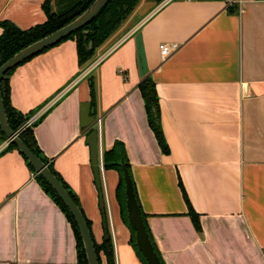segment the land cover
<instances>
[{
	"label": "crops",
	"instance_id": "crops-1",
	"mask_svg": "<svg viewBox=\"0 0 264 264\" xmlns=\"http://www.w3.org/2000/svg\"><path fill=\"white\" fill-rule=\"evenodd\" d=\"M45 1L0 0V21L22 30L41 25ZM138 33L167 154L139 90ZM162 44L179 45L166 62ZM10 88L17 111L34 121L44 115L34 127L38 146L77 197L96 242L108 232L115 264H142L116 199L120 173L104 166L117 141L165 264H264V0H141L87 64L80 67L76 41L68 40L18 67ZM85 103L100 119L89 129ZM93 129L107 229L87 144ZM7 147L0 132V264H78L72 224Z\"/></svg>",
	"mask_w": 264,
	"mask_h": 264
},
{
	"label": "trees",
	"instance_id": "trees-1",
	"mask_svg": "<svg viewBox=\"0 0 264 264\" xmlns=\"http://www.w3.org/2000/svg\"><path fill=\"white\" fill-rule=\"evenodd\" d=\"M95 1L96 0H57V10L53 11L51 7V0H46L43 4V9L46 13L47 21L41 25L35 26L28 30H22L10 21H0V28L3 30V33L0 36V67L8 60H10L15 54H17L27 46L53 34L54 32L73 22L75 19L81 16ZM140 1L141 0H110L107 6L100 12V14L88 25L78 30L74 34L70 35L69 37L65 38L55 46L41 52L40 54L47 52L48 50L60 45L65 41L75 40L77 44L79 65L80 67L84 66L94 57L96 50L101 47L121 27L122 23L132 14V12L138 6ZM229 9L230 12L236 11L232 9L231 6L229 7ZM90 42H92L93 44L92 48H90ZM34 57L24 61L18 67L26 64ZM18 67L9 71L5 75L1 83L2 97L4 100V105L10 127L14 132L19 133V137L24 142V144L28 148H30L46 165H48L52 173L57 177V179L61 182L64 188L69 192L75 203L80 207L77 197L72 191H70L68 185L53 169L49 161L43 155L36 141L34 135V127L43 119L44 115L41 116L38 120H36L33 125L26 128L25 125L30 120V116L24 115L21 112L17 111L11 104L10 77ZM90 86L93 103L95 102V92L93 83H91ZM139 90L145 101L150 127L154 131L162 151L167 154L169 152V148L164 139V135L162 133L160 125L159 98L156 90V85L153 79L150 76L144 78L141 84L139 85ZM92 131L93 130H90L89 133H91ZM0 132L5 138V140H7L1 129ZM6 150H17L20 153V151L13 143H10ZM24 159L26 160L32 171L35 172L32 165L29 164L27 159L25 157ZM122 164H125L132 178L131 168L128 162L125 146L122 142L117 141L109 151H106L104 153V166L106 170H117L120 173V182L116 190V199L120 206L121 218L131 231L132 235L130 244L134 249L138 259L142 264H147L146 260L136 247L135 232L128 223L126 210L125 181ZM37 179L40 185L45 190V192L49 194L52 199L58 204V206L65 213L69 222L72 224L77 241L78 264H88L86 252L82 243V238L74 218L72 217L62 200L59 198L57 193L52 189V187L41 176L37 175ZM134 189L139 207L141 209V205L137 197L135 184ZM141 212L144 218L147 232L153 243L155 251L158 254L162 264H165L154 242V238L150 232L149 226L146 221V216L143 213L142 209ZM189 215L193 221L195 228L198 231H201L200 218L191 206L189 207ZM84 217L86 219V222L93 238L99 263L102 264L103 255L106 258L107 264H115L114 248L111 239L105 240L101 244H98L92 232L91 222L86 218L85 214Z\"/></svg>",
	"mask_w": 264,
	"mask_h": 264
},
{
	"label": "water",
	"instance_id": "water-1",
	"mask_svg": "<svg viewBox=\"0 0 264 264\" xmlns=\"http://www.w3.org/2000/svg\"><path fill=\"white\" fill-rule=\"evenodd\" d=\"M109 1L110 0H96L81 16H79L73 22L54 32L53 34L27 46L0 67V129L7 139V144L9 145L10 143H13L17 147L20 153L27 159L29 164L32 165L33 169L36 172V175L41 176L52 187V189L57 193L66 208L69 210L78 226L82 238V243L86 252L88 264L100 263L95 250L93 238L84 214L80 207L75 203L69 192L52 173L48 165H46L30 148H28L24 144V142L19 137V133L14 132L10 127L4 100L2 97L1 83L5 75L12 69L18 67L29 58H32L40 54L41 52L55 46L65 38L69 37L70 35L88 25L100 14V12L107 6ZM135 40L137 46L140 76L142 78H146L149 75L150 70L144 48L142 33H138ZM92 45V42H90V48H92ZM95 119L96 117L91 110V104L85 103L82 106L83 128H91L96 121ZM87 144L89 145L91 151V164L95 175L96 187L99 191L100 209L104 216L105 229H107V217L105 210V199L102 190L97 130L93 129V131L88 135ZM122 167L125 181L127 219L130 227L135 232L136 247L146 260L147 264H162L147 232L144 218L136 198L132 178L125 164H122ZM108 239L109 235L106 231V240Z\"/></svg>",
	"mask_w": 264,
	"mask_h": 264
},
{
	"label": "built area",
	"instance_id": "built-area-1",
	"mask_svg": "<svg viewBox=\"0 0 264 264\" xmlns=\"http://www.w3.org/2000/svg\"><path fill=\"white\" fill-rule=\"evenodd\" d=\"M173 1V0H168ZM236 0H229V5H232ZM179 50V45L177 44H162L159 46V52H160V59L161 62H166L168 59H170L177 51ZM103 59V58H102ZM90 71H86L84 74H88ZM34 119H30L25 127H29L33 125ZM100 123V119L96 120L93 126ZM92 126V127H93Z\"/></svg>",
	"mask_w": 264,
	"mask_h": 264
},
{
	"label": "rangeland",
	"instance_id": "rangeland-1",
	"mask_svg": "<svg viewBox=\"0 0 264 264\" xmlns=\"http://www.w3.org/2000/svg\"><path fill=\"white\" fill-rule=\"evenodd\" d=\"M56 1L57 0H51V7H52V10L53 11H56L57 10Z\"/></svg>",
	"mask_w": 264,
	"mask_h": 264
}]
</instances>
